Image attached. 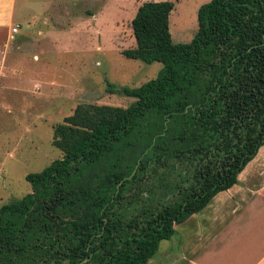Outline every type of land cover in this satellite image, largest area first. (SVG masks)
I'll list each match as a JSON object with an SVG mask.
<instances>
[{
	"label": "trees",
	"instance_id": "1",
	"mask_svg": "<svg viewBox=\"0 0 264 264\" xmlns=\"http://www.w3.org/2000/svg\"><path fill=\"white\" fill-rule=\"evenodd\" d=\"M170 1L145 0L129 60L154 79L113 92L127 107L78 105L53 129L62 153L0 207V264H147L264 146V0H210L174 43Z\"/></svg>",
	"mask_w": 264,
	"mask_h": 264
},
{
	"label": "rangeland",
	"instance_id": "2",
	"mask_svg": "<svg viewBox=\"0 0 264 264\" xmlns=\"http://www.w3.org/2000/svg\"><path fill=\"white\" fill-rule=\"evenodd\" d=\"M32 1L21 23V34L28 32L35 42V70H24L28 93L0 99V207L31 192L26 175L62 158L52 145L53 129L78 105L127 108L134 100L110 85L139 87L162 69L122 55L135 47L131 22L145 0ZM160 1L174 3L173 42L189 43L197 32V11L210 0ZM177 239L162 241L156 255L174 248Z\"/></svg>",
	"mask_w": 264,
	"mask_h": 264
},
{
	"label": "crops",
	"instance_id": "3",
	"mask_svg": "<svg viewBox=\"0 0 264 264\" xmlns=\"http://www.w3.org/2000/svg\"><path fill=\"white\" fill-rule=\"evenodd\" d=\"M33 6L32 0H0V99L28 93L24 70H35V42L28 32L21 34V23ZM237 179L175 226L176 246L147 264H264V146Z\"/></svg>",
	"mask_w": 264,
	"mask_h": 264
},
{
	"label": "built area",
	"instance_id": "4",
	"mask_svg": "<svg viewBox=\"0 0 264 264\" xmlns=\"http://www.w3.org/2000/svg\"><path fill=\"white\" fill-rule=\"evenodd\" d=\"M17 31V27L13 29V32H16Z\"/></svg>",
	"mask_w": 264,
	"mask_h": 264
}]
</instances>
